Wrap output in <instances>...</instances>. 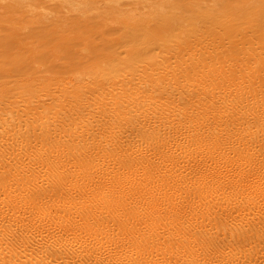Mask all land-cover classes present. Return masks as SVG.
I'll use <instances>...</instances> for the list:
<instances>
[{
  "label": "bare ground",
  "instance_id": "1",
  "mask_svg": "<svg viewBox=\"0 0 264 264\" xmlns=\"http://www.w3.org/2000/svg\"><path fill=\"white\" fill-rule=\"evenodd\" d=\"M53 1L123 52L0 85V264H264V0Z\"/></svg>",
  "mask_w": 264,
  "mask_h": 264
},
{
  "label": "rangeland",
  "instance_id": "2",
  "mask_svg": "<svg viewBox=\"0 0 264 264\" xmlns=\"http://www.w3.org/2000/svg\"><path fill=\"white\" fill-rule=\"evenodd\" d=\"M173 1L124 0L121 7L148 17ZM181 4L205 10L215 0H181ZM67 8L53 0H0V85L30 76L69 77L82 67H97L104 60L100 57L123 52L125 32L117 26L120 15L110 4L102 1L93 7L97 14Z\"/></svg>",
  "mask_w": 264,
  "mask_h": 264
}]
</instances>
